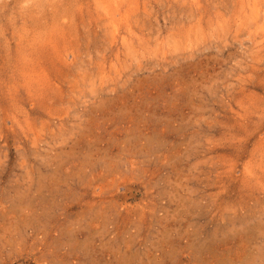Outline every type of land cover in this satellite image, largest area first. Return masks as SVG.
Returning a JSON list of instances; mask_svg holds the SVG:
<instances>
[{"label":"rangeland","instance_id":"1","mask_svg":"<svg viewBox=\"0 0 264 264\" xmlns=\"http://www.w3.org/2000/svg\"><path fill=\"white\" fill-rule=\"evenodd\" d=\"M0 264H264V0H0Z\"/></svg>","mask_w":264,"mask_h":264}]
</instances>
